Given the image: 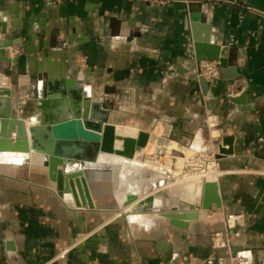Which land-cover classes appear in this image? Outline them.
Instances as JSON below:
<instances>
[{"label": "crops", "instance_id": "1", "mask_svg": "<svg viewBox=\"0 0 264 264\" xmlns=\"http://www.w3.org/2000/svg\"><path fill=\"white\" fill-rule=\"evenodd\" d=\"M193 22L228 48L217 83L197 77ZM0 24V42L13 44L0 54V92L32 74L81 80L86 128L132 126L193 154L214 150L231 172L219 181L222 207L179 229L146 218L158 211L120 213L109 174L91 179L95 209L86 210L59 197L43 168L0 159V264H229L240 251L264 264V0H0ZM15 108L23 118L31 104ZM162 117L167 127L155 125ZM225 135L231 155L217 151ZM226 213L243 216L228 232L230 251L211 241Z\"/></svg>", "mask_w": 264, "mask_h": 264}, {"label": "water", "instance_id": "2", "mask_svg": "<svg viewBox=\"0 0 264 264\" xmlns=\"http://www.w3.org/2000/svg\"><path fill=\"white\" fill-rule=\"evenodd\" d=\"M197 22V21H196ZM191 24L193 48L196 61H215L219 64L220 74L226 73L228 68V48L214 43L211 39L210 29L199 23ZM4 24H0V35H5ZM11 42H0V54L6 57L5 49L11 47ZM30 82L19 85L15 90L0 92V159L9 164H33L31 157L42 153L38 144L41 129L30 125L26 127L24 120L16 117V102L26 101L31 109L40 111L43 120L40 127L46 126L50 131L52 147L40 167L46 172V178L59 197L68 195L76 208L94 210L90 184L92 175H107L112 173L110 163L100 162V154L114 155L125 159H132L136 153L138 143L149 140L150 133L139 130L137 135L123 136L117 132L112 124H103L97 130L86 128L87 115L83 112V103L88 100L84 95L81 80H44L41 74H32ZM203 81V80H202ZM64 97L68 102L65 115L61 118H51L54 102L60 103L58 97ZM58 98V99H57ZM46 114V119L45 115ZM84 116V117H83ZM83 119V120H82ZM14 135V140H11ZM234 137L225 135L217 145L219 155L233 154L232 144ZM119 143V144H117ZM227 146V149L222 148ZM12 155L10 156L6 155ZM30 157V158H29ZM16 159V160H15ZM30 159V160H29ZM68 160H78L77 170L68 171L65 165ZM129 195V194H128ZM135 199V194H130ZM151 200L145 205L130 207L126 213L146 214L153 211ZM214 207H222L221 189L219 183L206 181L202 186L200 210L159 211L161 218L168 220L169 224L179 229H186L191 220H197L203 213ZM232 253V252H231ZM234 253H232L233 255Z\"/></svg>", "mask_w": 264, "mask_h": 264}, {"label": "bare ground", "instance_id": "3", "mask_svg": "<svg viewBox=\"0 0 264 264\" xmlns=\"http://www.w3.org/2000/svg\"><path fill=\"white\" fill-rule=\"evenodd\" d=\"M58 98L61 99L58 100L60 103H53L55 107H53L51 118L53 117L54 119L63 117L65 113H67L65 110L68 108L67 100L62 99L64 97L61 96ZM87 104L88 103L84 101V110H86ZM41 114L42 113L36 109L33 110L27 108L24 114H22L23 118L25 117L26 119H22L24 120L26 127L32 125L41 129L38 144L41 148L40 152H43L44 154L47 152V155L52 147V141L49 137V129H46V126H43L42 128L39 126L40 122L43 120ZM15 115L19 118L17 115V109ZM44 116L46 119V114ZM207 123L210 127V134L212 137V135L216 133V130H214L216 122L213 118L209 117ZM155 125H162V122L157 121ZM116 130L123 136L134 137L139 131L132 126H117ZM168 131L169 130H166V132ZM179 141L188 143L190 138L188 136H180ZM150 144L154 146V154L152 158L147 159L145 158V153ZM44 154L36 153L35 155H32L31 160L33 164L39 166L44 159ZM161 154L165 157V161H162L163 163L159 161ZM190 154L191 151L189 147H179L176 142L164 141L160 137H157L156 133L155 135L150 133L148 141L145 143H138L136 153L132 159L105 154H100L98 159L100 162L110 163L113 167V171L109 175L111 182L114 183V187L117 188L116 198L121 206L120 213L126 212L132 206L144 205L147 199L153 202V210L158 211L159 213L161 210H169L172 208L189 210L196 207L199 204L202 179L204 176L208 181H215V178L217 177L222 179L231 178V172L221 169H209L208 172L203 174L201 172L191 174L182 171L181 169L187 166V160L191 157ZM6 156L11 157L12 155L8 154ZM67 162L65 169L67 168L68 171L77 170L79 165L78 160H68ZM173 164L176 166L177 171L172 170L171 167ZM150 171H152L151 174L147 175ZM96 175L97 174L89 176L88 180ZM138 175L141 176L136 179L135 177ZM91 185L92 184H90V187ZM123 185H127L128 187L130 185L135 189L129 187L126 190H123ZM130 194H135V199H131L132 197ZM63 197L70 201L68 195L64 194ZM158 213L152 216L147 215L146 218H160ZM125 215L127 216V214ZM127 218L132 219L133 216L129 215ZM146 218L145 216H136V219L140 221L145 220Z\"/></svg>", "mask_w": 264, "mask_h": 264}, {"label": "built area", "instance_id": "4", "mask_svg": "<svg viewBox=\"0 0 264 264\" xmlns=\"http://www.w3.org/2000/svg\"><path fill=\"white\" fill-rule=\"evenodd\" d=\"M58 2H71L74 0H57ZM14 53V50H12ZM85 63V59L81 58L78 61L79 66H83ZM196 66V74L197 77L204 80L207 83H217L221 78L219 64L215 61H207L201 60L197 61ZM170 118L162 117L159 122H162L165 127H167V123H169ZM183 148V147H182ZM190 158L187 160V166L183 168L182 171H186L187 173L195 174L201 172L202 174L208 172L209 169H218L219 162L217 157V152L212 150L210 154H190ZM180 169V168H179ZM185 169V170H184ZM215 182L219 183V181H223L220 177L215 178ZM226 180H229L227 178ZM208 181V179L204 176L202 179V186L204 182ZM202 191V188H201ZM201 202V194L199 199L198 208H200ZM243 216L240 214H232L226 213L223 215V222L225 226V232L223 233H215L211 237L212 244L218 248H227L230 251L231 242L230 236L228 235L229 230H232L236 227L238 221L242 220ZM234 235H237L234 234ZM229 264H253V260L251 255L245 251L236 252L233 255H230Z\"/></svg>", "mask_w": 264, "mask_h": 264}, {"label": "rangeland", "instance_id": "5", "mask_svg": "<svg viewBox=\"0 0 264 264\" xmlns=\"http://www.w3.org/2000/svg\"><path fill=\"white\" fill-rule=\"evenodd\" d=\"M153 149H154V146L150 144V145L148 146L147 150H146V153H145L146 156H145V158L150 159V158L152 157L151 153L154 152ZM162 161H163V160H161V163H163ZM164 161H165V160H164ZM164 163H165V162H164ZM33 165H34V164H33ZM35 166H36V165H34V167H35ZM37 167H40V166L37 165ZM40 168H42V167H40ZM171 168H172L173 171H177V168H176V166H175L174 164L172 165ZM181 170H183V169H181ZM181 170H180V171H181ZM184 170H185V169H184ZM151 172H152V171H150L147 175L151 174ZM139 176H141V175H138V176H136L135 178L137 179ZM110 184L114 185L113 182H110ZM123 186H124L123 190H126V189L129 188V187L132 188V189H135V188H133V187L130 186V185H129V187H128L127 185H123ZM133 186H134V185H133ZM116 190H117V188H116Z\"/></svg>", "mask_w": 264, "mask_h": 264}]
</instances>
